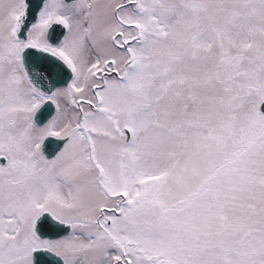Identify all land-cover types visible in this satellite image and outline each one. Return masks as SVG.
<instances>
[{
	"label": "snow or ice",
	"instance_id": "snow-or-ice-1",
	"mask_svg": "<svg viewBox=\"0 0 264 264\" xmlns=\"http://www.w3.org/2000/svg\"><path fill=\"white\" fill-rule=\"evenodd\" d=\"M0 264H264V0H0Z\"/></svg>",
	"mask_w": 264,
	"mask_h": 264
}]
</instances>
